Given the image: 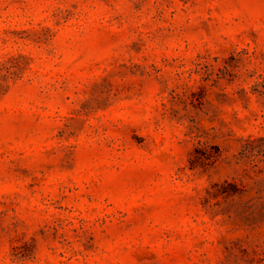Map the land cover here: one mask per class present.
<instances>
[{
    "label": "rangeland",
    "instance_id": "1",
    "mask_svg": "<svg viewBox=\"0 0 264 264\" xmlns=\"http://www.w3.org/2000/svg\"><path fill=\"white\" fill-rule=\"evenodd\" d=\"M0 264H264V0H0Z\"/></svg>",
    "mask_w": 264,
    "mask_h": 264
}]
</instances>
